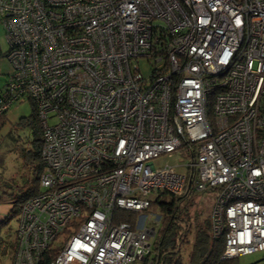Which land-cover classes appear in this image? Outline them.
Listing matches in <instances>:
<instances>
[{
    "label": "built area",
    "instance_id": "built-area-1",
    "mask_svg": "<svg viewBox=\"0 0 264 264\" xmlns=\"http://www.w3.org/2000/svg\"><path fill=\"white\" fill-rule=\"evenodd\" d=\"M0 14V110L33 100L46 162L14 264L50 249L49 264L144 262L156 196L209 189L223 258L264 251V0H0Z\"/></svg>",
    "mask_w": 264,
    "mask_h": 264
},
{
    "label": "trees",
    "instance_id": "trees-1",
    "mask_svg": "<svg viewBox=\"0 0 264 264\" xmlns=\"http://www.w3.org/2000/svg\"><path fill=\"white\" fill-rule=\"evenodd\" d=\"M8 52L3 55L0 51V58H7ZM8 83L9 81L0 91V100L4 92L8 91ZM26 100L31 103L33 111L29 117L21 118L18 126L29 129L31 135L21 149V158L29 176L21 186H18L16 193L0 194V204L5 202L10 205L8 215L0 222V264H14L17 248V230L13 232L12 240L6 239L7 233L3 234L2 230L13 217L18 215L20 217L24 205L40 193V181L46 171L43 126L38 108L33 100ZM26 100H19L16 103H23ZM7 114L8 110H0V137L7 123ZM8 198L10 201H6ZM187 200L188 195L177 197L160 192L152 201L151 210L158 212L161 222L153 243V257L146 259L144 264H239V258H223L225 241L223 238L213 236L210 215L204 217L202 212L194 210L195 202ZM117 216H120L117 221L134 223L137 220L136 214L132 213L118 212ZM68 232L69 229L65 234ZM53 258L54 252L50 249L42 256L40 264H49Z\"/></svg>",
    "mask_w": 264,
    "mask_h": 264
},
{
    "label": "rangeland",
    "instance_id": "rangeland-1",
    "mask_svg": "<svg viewBox=\"0 0 264 264\" xmlns=\"http://www.w3.org/2000/svg\"><path fill=\"white\" fill-rule=\"evenodd\" d=\"M0 51L4 54L9 51V44L7 42L6 30L2 24V16L0 14ZM146 68H144L145 70ZM12 72V65L6 57L0 58V91L5 86L6 82L10 80ZM145 72H147L145 70ZM33 107L31 103L26 100L23 103H13L7 114V123L2 131L0 137V194L7 193L11 195L16 193L18 186L23 184L26 177L29 176L28 169L24 166L21 158V149L28 138H30V131L27 128H21L18 123L21 118L29 117L32 114ZM168 160L162 158L156 162V165H161ZM172 162V161H171ZM6 186V188H4ZM11 186V187H9ZM216 193L212 190L204 192H193L188 196V200L195 202L194 210L202 212L206 217L211 214L215 202ZM6 201H10L9 198ZM5 209L3 220L10 211L8 203L0 204ZM158 213V212H156ZM19 215L13 217L9 224L2 230L3 234L7 233L6 239L12 240V234L17 230ZM2 220V221H3ZM1 221V222H2ZM9 232V234H8ZM264 260V251L253 255L243 256L238 259L239 264H255ZM134 264H144L143 261H137Z\"/></svg>",
    "mask_w": 264,
    "mask_h": 264
},
{
    "label": "crops",
    "instance_id": "crops-1",
    "mask_svg": "<svg viewBox=\"0 0 264 264\" xmlns=\"http://www.w3.org/2000/svg\"><path fill=\"white\" fill-rule=\"evenodd\" d=\"M3 206L0 205V222L3 220L5 209H1Z\"/></svg>",
    "mask_w": 264,
    "mask_h": 264
},
{
    "label": "water",
    "instance_id": "water-1",
    "mask_svg": "<svg viewBox=\"0 0 264 264\" xmlns=\"http://www.w3.org/2000/svg\"><path fill=\"white\" fill-rule=\"evenodd\" d=\"M256 264V263H255Z\"/></svg>",
    "mask_w": 264,
    "mask_h": 264
}]
</instances>
